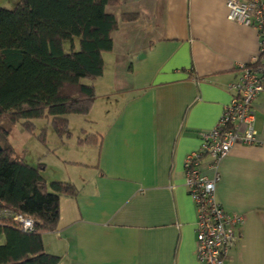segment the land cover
<instances>
[{"label":"crops","instance_id":"0c3cea01","mask_svg":"<svg viewBox=\"0 0 264 264\" xmlns=\"http://www.w3.org/2000/svg\"><path fill=\"white\" fill-rule=\"evenodd\" d=\"M111 11L137 20L120 24L113 52L104 55L103 93L93 109L99 105L108 122L95 130L97 157L70 163L93 176L82 177L81 188L69 176L58 180L79 193L61 200L45 249L62 264H199L185 162L229 104L239 66L257 56V33L227 20L226 0H120ZM254 108L259 144L199 168L219 176L224 210L245 218L225 264H264V96Z\"/></svg>","mask_w":264,"mask_h":264},{"label":"trees","instance_id":"16d2710c","mask_svg":"<svg viewBox=\"0 0 264 264\" xmlns=\"http://www.w3.org/2000/svg\"><path fill=\"white\" fill-rule=\"evenodd\" d=\"M119 3L20 0L14 11L0 7V238L5 240L0 264H62V257L46 251L43 238L58 229L61 200L75 199L79 191L71 183H48L43 165L16 159L8 137L19 123L33 134V122L43 119H50L60 136L70 137L66 117L90 115L95 89L83 82L103 77L114 33L121 23L137 20L136 15L117 19L110 10ZM98 139L91 135L78 144L94 146ZM15 215L30 218L34 231L23 232Z\"/></svg>","mask_w":264,"mask_h":264},{"label":"built area","instance_id":"2783aa9c","mask_svg":"<svg viewBox=\"0 0 264 264\" xmlns=\"http://www.w3.org/2000/svg\"><path fill=\"white\" fill-rule=\"evenodd\" d=\"M227 20L254 30L259 51L248 64L238 68L239 82L231 86L232 96L216 126L200 134L199 151L185 162L186 187L196 206V258L199 264H225L238 242L236 229L245 218L229 214L217 200L219 176L206 177L199 168L203 160L212 165L224 160L238 146L259 144L254 104L264 96V0H226ZM14 222L25 233L34 231L33 221L15 215Z\"/></svg>","mask_w":264,"mask_h":264},{"label":"rangeland","instance_id":"374dc122","mask_svg":"<svg viewBox=\"0 0 264 264\" xmlns=\"http://www.w3.org/2000/svg\"><path fill=\"white\" fill-rule=\"evenodd\" d=\"M20 0H0V7L7 11H14ZM110 10V9H109ZM108 10V13L110 11ZM112 12V11H111ZM64 51L66 54L71 53V47L69 44L64 45ZM1 60V59H0ZM101 78L93 80L96 84L94 86L96 97L102 96V87L99 85ZM92 81L85 80L84 84H90ZM103 83L109 85V80L104 79ZM95 106V105H94ZM99 105L96 109H92L91 114L88 117L79 115H71L66 117L69 121V134L60 136L53 128L50 119H43L41 121H34L35 132L30 134L27 132L22 124H17L12 127L10 135L8 137V144L11 146L15 153L16 159H23L26 163L32 167H37L38 164L43 165V176L48 183L57 182L59 179H74L77 182V187L81 188L82 184L79 182L82 177L86 178L93 176L92 173L86 175L81 171H78L70 163L76 161H86L83 163H91L90 156L97 157L98 143L100 141V135H98V142L94 146L82 149L78 147V142L84 140L91 135H95L97 127L104 128L106 126V112L100 109ZM90 119L91 126L98 122V126L93 128L86 124V120ZM89 123V122H88ZM97 125V124H96ZM83 131L87 132V136L84 135ZM80 153V154H79ZM88 153V154H87ZM83 155H86L85 157ZM96 159L94 158L93 166H96ZM82 163V162H79ZM85 172V171H84ZM73 181V180H72ZM77 189V188H76ZM47 250L49 249V241L45 240ZM5 245V240L0 238V246Z\"/></svg>","mask_w":264,"mask_h":264},{"label":"water","instance_id":"95a60500","mask_svg":"<svg viewBox=\"0 0 264 264\" xmlns=\"http://www.w3.org/2000/svg\"><path fill=\"white\" fill-rule=\"evenodd\" d=\"M1 151H2V147L0 146V153H1Z\"/></svg>","mask_w":264,"mask_h":264}]
</instances>
